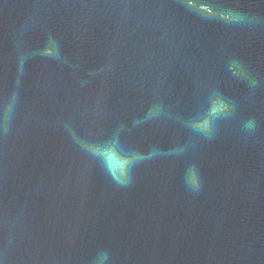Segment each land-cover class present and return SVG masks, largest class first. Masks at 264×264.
Listing matches in <instances>:
<instances>
[{"label":"water","instance_id":"obj_1","mask_svg":"<svg viewBox=\"0 0 264 264\" xmlns=\"http://www.w3.org/2000/svg\"><path fill=\"white\" fill-rule=\"evenodd\" d=\"M0 264H264V0H0Z\"/></svg>","mask_w":264,"mask_h":264}]
</instances>
